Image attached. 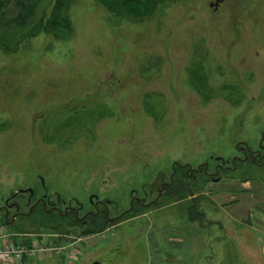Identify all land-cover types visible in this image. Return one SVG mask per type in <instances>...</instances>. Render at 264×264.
Returning <instances> with one entry per match:
<instances>
[{"label":"rangeland","instance_id":"obj_1","mask_svg":"<svg viewBox=\"0 0 264 264\" xmlns=\"http://www.w3.org/2000/svg\"><path fill=\"white\" fill-rule=\"evenodd\" d=\"M217 1L143 0L116 13L99 0H73L62 10L71 33L55 37L52 0H3L0 200L10 190L42 194L44 179L62 210L77 199L85 211L96 193L126 203L186 158L246 159L259 150L264 0ZM43 8L37 26L33 13ZM241 161L205 195L173 191L187 196L150 213L151 222L85 233L92 221L83 226V212L60 224L67 235L32 222L0 225V233L28 244L64 239V249L26 264H264V163ZM73 246L80 254L69 258Z\"/></svg>","mask_w":264,"mask_h":264},{"label":"flooded vegetation","instance_id":"obj_2","mask_svg":"<svg viewBox=\"0 0 264 264\" xmlns=\"http://www.w3.org/2000/svg\"><path fill=\"white\" fill-rule=\"evenodd\" d=\"M238 142L234 144L235 149H239V146L237 145ZM258 146L259 150H253L254 152L252 155L246 159L240 158L239 155H234L231 159L230 157L225 158L221 155L212 154L207 159L198 162L190 161L187 158L184 163L176 162L173 167L170 168V172L160 170L156 174L154 173V176L151 178L152 180L150 179L151 181L148 180L147 183H145V186H142L141 189H136L129 194V198L126 203L118 202L116 200H114L116 202H112L111 200L113 198L110 195H99L96 193L95 197H92V195L89 194V202L91 203L85 211H83L86 206H84L85 203L80 200L78 201L77 199H74L73 201L76 206H73L71 202H68L62 210V207L59 205H63L61 203H64V200L61 199V203H58L57 200H59V197L57 196L56 202H53L52 195L47 190V184L43 181L44 179H41L43 190H45L42 194L38 192V189L34 190L33 188L22 192L10 190L9 196L0 200V225H4L6 228L19 223L27 225L29 224L28 222H32L36 225H42L50 219L62 220L63 225H66L72 222L75 223L74 218H82L79 215L83 212V217L89 216L88 219L86 218V220L82 222L83 226H85L88 221L93 222L95 220H104V218L111 222L113 227H118L114 225L120 222H123L124 224L127 222L131 223L141 217L148 218L151 222V219L149 218L150 213L157 212L172 204H177L175 202L180 200H173L169 203L162 204V198L165 195L169 196L173 191L182 188L188 189L190 192H193L195 188L197 190L201 189L200 195H205L206 192L203 188H207V185L210 183L220 182L225 178V176L232 174L231 172L236 171L240 166L238 168L239 170L241 165H238V163H240L241 160L250 162L251 165L255 163L257 166L264 163L263 139H259ZM245 152L246 151L243 150V153ZM11 191L13 192V195L10 197L12 194ZM137 194L142 196L139 197ZM20 195L24 196L27 200H21L20 198L17 199ZM198 195V193H193L190 197L192 199L191 201H198L194 200L195 197H198ZM99 196L101 198L104 196H110L112 199L108 198L102 200ZM93 198L96 200L93 201ZM80 202L81 206L78 205ZM110 204H112L111 207ZM119 206H122V210L120 212H118ZM136 206H139L140 208L145 206L152 208L138 215L128 217V213H132V210ZM23 207L27 210L22 209ZM47 214L51 215L49 219L45 217ZM23 215L27 217L19 219L18 216ZM58 233L60 235H67L57 232V234Z\"/></svg>","mask_w":264,"mask_h":264},{"label":"trees","instance_id":"obj_3","mask_svg":"<svg viewBox=\"0 0 264 264\" xmlns=\"http://www.w3.org/2000/svg\"><path fill=\"white\" fill-rule=\"evenodd\" d=\"M19 1L20 0H18L17 3H19ZM52 1L54 2L53 11L51 13V15L53 17V22H51V24H50V31H53L55 37H59L60 34H61V31L68 32V33L70 32L71 33L72 25L70 23V17L67 18L68 13L65 14V15H62V10L64 8H68L70 3L73 2V0H52ZM99 1L103 2V4L106 5L109 9H112L113 12L119 13L117 10H119V11L120 10H125L124 6H126V4H128L130 2H134L135 4H138V3H142L143 0H99ZM117 2L120 5H115ZM3 6H5L4 3H3V0H0V9ZM32 7L37 9L38 8V4H34ZM30 9L32 10L31 7H30ZM46 12H47L46 10H45V12L43 11V13L40 14V16H35L34 13H33L34 23L37 22V26L40 25L41 22H42L41 16L47 15ZM44 23H45V20H44ZM206 88H208V87H206ZM186 196H187V193L184 191L182 194L180 192H178L176 194V196H174V194H171V195L167 196L166 199L167 200H171L174 197H177L178 199H182V198H185ZM157 206H160V205H157ZM148 209H149V207H146V206L145 207H141V208L139 206H136L132 210L133 212L132 213H128L127 216L128 217L135 216V215H138L140 213H143L144 211H146ZM45 217H47L49 219L51 217V215L47 214ZM110 223L111 222L106 220V218H104V220H95V221H93L91 223V227L88 228L85 231V233H89V232L90 233H98V232L104 231V230H106L108 228V226H110ZM60 224L63 225L62 220L58 221V219H50V220L46 221L45 223H43L41 228L42 227H46V228L50 229V231L60 232L61 228H62ZM57 240H54V241L56 242Z\"/></svg>","mask_w":264,"mask_h":264},{"label":"built area","instance_id":"obj_4","mask_svg":"<svg viewBox=\"0 0 264 264\" xmlns=\"http://www.w3.org/2000/svg\"><path fill=\"white\" fill-rule=\"evenodd\" d=\"M60 240L64 239L58 238L56 242L53 240V238L49 241L41 239L40 243L33 242L31 244H28L22 241H14L10 239L9 235H4L3 233H0V262H9L14 260L15 262L21 263L25 259L35 260L37 255L39 256L48 253V257H51L53 252H58L65 248L59 247L64 244L61 243ZM79 254V248L73 246L71 248V251L68 253V256L69 258H74L75 255Z\"/></svg>","mask_w":264,"mask_h":264},{"label":"crops","instance_id":"obj_5","mask_svg":"<svg viewBox=\"0 0 264 264\" xmlns=\"http://www.w3.org/2000/svg\"><path fill=\"white\" fill-rule=\"evenodd\" d=\"M37 260V257L35 258V261ZM27 261H31L32 263H34L33 261H32V259H25V262H24V264H26L27 263Z\"/></svg>","mask_w":264,"mask_h":264},{"label":"water","instance_id":"obj_6","mask_svg":"<svg viewBox=\"0 0 264 264\" xmlns=\"http://www.w3.org/2000/svg\"><path fill=\"white\" fill-rule=\"evenodd\" d=\"M219 1V2H218ZM216 3H220L222 0H218Z\"/></svg>","mask_w":264,"mask_h":264}]
</instances>
